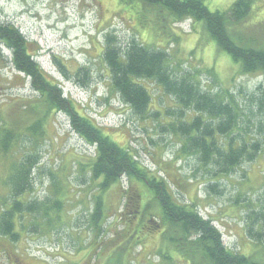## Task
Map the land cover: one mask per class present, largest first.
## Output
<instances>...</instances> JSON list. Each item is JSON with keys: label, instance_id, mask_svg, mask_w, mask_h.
<instances>
[{"label": "rangeland", "instance_id": "374dc122", "mask_svg": "<svg viewBox=\"0 0 264 264\" xmlns=\"http://www.w3.org/2000/svg\"><path fill=\"white\" fill-rule=\"evenodd\" d=\"M235 1L204 0V5L210 12H225ZM251 1L242 21H227V35L241 48L264 51V0ZM64 11L70 18L57 25ZM167 15L166 10L139 0H0V27L25 32L27 53L44 74L60 83L77 113L134 155L150 176L164 179L176 204L196 205L197 214L210 219L221 234L226 249L264 264V244L249 239L245 228L251 211L248 204L259 200L264 205V146L253 162L214 178L196 157L172 161L180 140L162 130L171 122H189L194 115L183 113L181 119V106L161 86L139 80L151 96L145 120L110 93V74L102 62L107 34L122 47L135 40L165 51L171 59L167 70L175 79L201 69L196 78L203 91L230 90L235 96L240 92L250 96L260 85L264 89V73L243 75L240 65L209 37L204 23L187 19L172 26ZM4 41L0 38V214L13 201L17 179H12L25 160L32 190L18 201L55 199L62 209L59 222L45 223L38 215L33 221L37 231L31 227V216L17 217L18 240L0 237V264H207L191 248L181 250L189 243L181 242L174 225L160 223L161 208L139 181L124 177L104 192L98 188L89 168L94 148L72 131L63 112H41L37 90L27 75L11 66ZM251 116H255L251 131L255 141L253 133L264 132V112ZM2 130L8 134L4 140ZM262 140L259 135L258 141ZM213 182L220 195L206 191L205 184ZM95 197L101 198L104 216L97 224L99 232L90 224L99 201ZM51 216L56 220L55 213ZM150 217L159 224L157 228L151 229ZM129 221L136 222L134 231L126 226Z\"/></svg>", "mask_w": 264, "mask_h": 264}, {"label": "trees", "instance_id": "16d2710c", "mask_svg": "<svg viewBox=\"0 0 264 264\" xmlns=\"http://www.w3.org/2000/svg\"><path fill=\"white\" fill-rule=\"evenodd\" d=\"M139 1L166 10L169 24L172 26L187 19L193 23H204L209 37L240 65L243 75L264 73V51L248 50L235 45L226 30L227 21L233 23L242 21L250 8L251 0H236L225 12L208 11L204 0ZM0 38L13 43L11 64L16 71L31 79L32 87L40 96L38 102L41 112L46 114L63 112L68 117L72 131L88 146L94 148L95 154L89 165L90 175L93 182L98 181V188L102 192L111 185H118L121 178L137 180L152 192L153 199L159 204L162 213L160 223L174 225L180 231L183 239L181 242L189 243L181 250L191 248V251L196 252L197 256L199 255L207 264H257L226 249L222 244L221 234L212 226L210 219L203 220L197 214L196 205L176 204L169 194V187L164 179L158 180L150 176V173L139 165L134 155L111 142L100 128L88 118L78 114L70 97L63 96L60 83L44 74L33 60L34 56L27 53L25 41L16 30L0 27ZM105 42L102 62L110 74L108 83L110 93L124 106L130 108L134 116L145 120L150 113L151 96L139 80L154 81L168 95H172L181 106L178 110L181 119L183 113H193L194 116L189 122H179L178 125L171 122L162 130L180 140V149L172 161L188 156L196 157L198 164L206 170L208 168L211 171L208 172L213 173L212 177L218 179L230 175L242 163H251L257 158L258 153L262 151L261 147L264 146V132L262 134H260L261 130L258 134L254 132L253 139L256 140L251 139L252 119L255 117L251 115L264 112L262 85L250 96L242 92L235 96L230 90H220L217 94L210 93L203 91L199 86V77L196 76L201 74V69H191L192 73L183 75L179 79L173 78L167 70L171 59L165 51L150 49L135 40L122 47V44L109 34L105 36ZM2 132L1 137L4 140L8 134L5 130ZM259 135L263 137L262 141H258ZM7 142L2 145L4 151L8 147ZM26 165L27 160L19 164L20 168H16L17 175L12 179H17L15 188H12L13 201L9 208L1 211L0 214V237L7 238L10 242H16L20 235L15 224L17 217L19 220H24L25 214L31 216L33 220L30 226L37 231V225L33 221L38 215H42L45 223L59 222L62 209L55 199L47 200L46 203L29 201L24 204L18 201V198L32 190ZM216 184L213 182L207 186L206 183V191L220 195ZM99 201L96 203L93 215L90 216V224L98 232L101 227L97 224L102 218L104 219L100 207L102 201ZM249 207L251 211L248 213L249 222L245 227L246 236L255 243L264 244V205L257 200L250 202L247 208ZM54 213L56 220L51 216ZM140 219L143 220L142 217ZM153 221L150 217L148 223L151 229L159 226ZM17 222L20 229H25L23 223ZM135 224L136 222L129 221L126 226L131 225L130 229L134 231ZM183 243L181 246L184 245Z\"/></svg>", "mask_w": 264, "mask_h": 264}, {"label": "flooded vegetation", "instance_id": "af4514ba", "mask_svg": "<svg viewBox=\"0 0 264 264\" xmlns=\"http://www.w3.org/2000/svg\"><path fill=\"white\" fill-rule=\"evenodd\" d=\"M3 40H5V39L3 38ZM2 44H3L7 49H10V51H12L11 49H12V47L14 46L13 43L8 42V41L5 40ZM31 87H32V81H31ZM32 89H33V87H32ZM32 91L34 92V90H32ZM14 254H15V252H14ZM17 258L19 259L20 257L17 256ZM18 259H17V261H18ZM20 263H21V262H20Z\"/></svg>", "mask_w": 264, "mask_h": 264}, {"label": "bare ground", "instance_id": "6f19581e", "mask_svg": "<svg viewBox=\"0 0 264 264\" xmlns=\"http://www.w3.org/2000/svg\"><path fill=\"white\" fill-rule=\"evenodd\" d=\"M179 24H180V22H179ZM180 29V28H179Z\"/></svg>", "mask_w": 264, "mask_h": 264}]
</instances>
